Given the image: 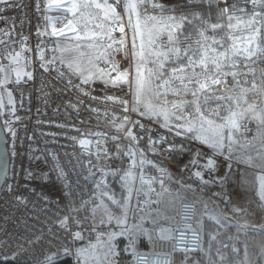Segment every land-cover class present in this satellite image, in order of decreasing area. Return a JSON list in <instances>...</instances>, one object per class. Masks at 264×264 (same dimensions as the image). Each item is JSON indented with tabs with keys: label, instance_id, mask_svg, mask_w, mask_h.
Segmentation results:
<instances>
[{
	"label": "built area",
	"instance_id": "2783aa9c",
	"mask_svg": "<svg viewBox=\"0 0 264 264\" xmlns=\"http://www.w3.org/2000/svg\"><path fill=\"white\" fill-rule=\"evenodd\" d=\"M107 2L120 15L125 30L112 32V46L98 60V67L114 77L128 72L131 85L85 83L52 57L56 39L46 31L47 0L0 3V63L19 53L30 71L27 82L12 87L13 120L3 124L10 168L0 190V264H46L62 258L83 264L84 250L132 229L140 230L148 247L137 251L131 264H200L193 256L203 253L205 241L201 206L185 193L186 183L201 186L224 209L244 208L243 222L249 227L264 225V205L257 202L255 186L244 174L257 170L236 162L227 152L198 144L168 121H153L136 112L129 22L133 18L127 17L125 0ZM198 2L144 0L140 14L154 15ZM214 7L220 12L229 9L235 21L250 19L253 12L264 13L252 0H215ZM222 17L228 21L227 15ZM256 21L264 29V19L257 16ZM226 46L230 48L229 41ZM248 68L255 69L260 85L264 60L249 62L241 70ZM250 74L237 77L243 87ZM226 79L227 84L205 93L228 91L234 81L231 76ZM258 90L264 107V90ZM241 123V136L251 146L260 126L252 119ZM188 150L193 151L192 158L179 178L161 164L140 163L150 154L167 160ZM128 173L134 174V183L125 212L109 179ZM169 198L178 199L174 217L155 221ZM100 204L109 214L106 222L101 221L102 212L96 213Z\"/></svg>",
	"mask_w": 264,
	"mask_h": 264
},
{
	"label": "rangeland",
	"instance_id": "374dc122",
	"mask_svg": "<svg viewBox=\"0 0 264 264\" xmlns=\"http://www.w3.org/2000/svg\"><path fill=\"white\" fill-rule=\"evenodd\" d=\"M199 2L194 6L209 5L210 7L212 0H199ZM71 3H77L80 7H78L75 12L69 11L68 8ZM96 3L103 5L104 0H61L60 6L56 5V0H47L48 22L46 31L52 34L53 26L57 29H65L64 35H54L56 47L51 55L53 58L63 61L75 75L83 80H85V77L91 76V79H89L91 82H101L113 86L121 85L124 84V82L114 84L110 82L109 75L101 76L100 70L102 69L98 67L97 63L102 57V54L109 48L108 45L111 44L109 35L111 36L112 32L119 29L120 21L113 22L111 15L106 17L104 8H97L95 6ZM125 5H127V0H125ZM142 6L143 3L139 4L136 11H130L126 6L127 17L133 18L130 28L135 61L134 81L136 68L139 66L142 71L147 72V70L151 69L153 72L158 73L161 79L156 80L154 78V85L161 84L164 80H167L168 75L166 73V68H164L165 66L160 68V64L174 54L170 51L172 47H180L179 36L183 21L180 19L179 13H176V10H163L154 15L140 16V32L143 33L144 42V58L143 62H141L140 57L137 55V53L141 51V35L140 32L134 28V25L137 21L136 12H140ZM184 9L185 8L182 10ZM153 17H155V20L151 19ZM169 17H174L175 20H170ZM221 18V22L219 23L220 27L214 29L217 32V38L214 39L219 41L220 44L218 47H215L216 44H212V39H208L206 42L207 45H211V47L216 48L217 51L222 52L227 49L225 47L227 41H229L230 47L234 40L239 47H243L241 38L254 35L255 40L251 46L254 48L255 45L259 43L264 47V29L260 27L259 23L256 22V24L252 26L260 29L259 34H254L252 28L247 25L249 19L238 23V21L235 20H231V22L228 20L225 22L223 17ZM68 21H71L72 25H74V31L65 28ZM229 23H231L233 27L229 28ZM109 29L113 30L109 32ZM225 30L226 34L224 33ZM150 31L151 43H149ZM78 36L79 39L77 38ZM170 36L172 37L171 39ZM204 37L211 38L210 36ZM204 37H201V44H205ZM134 38L135 44L133 43ZM171 42H175L177 45ZM189 45L190 44L186 43V40L183 39V41H181L183 49L188 48ZM13 56L7 57L0 63V69H2L0 70V115L5 118L6 123H12L13 120L12 87L17 83L27 82L30 76L25 75L26 73L30 74L25 60L19 55L16 57L17 62H14L12 59ZM240 60L243 61V56L237 57L238 63ZM259 60H264V57L255 59V61ZM185 62L186 58L183 64H185ZM175 67L179 66L177 65ZM173 68H171V70ZM171 70L169 71L170 73ZM16 71H20L21 73L19 79L16 76ZM103 71L109 73L108 71ZM111 78L114 79V76L111 75ZM252 80H255L257 83L256 76L250 74L248 84L244 88L250 89V82ZM188 87L189 89H193L196 86L189 85ZM197 95L200 97L198 103L205 118L204 120H201L200 115L196 112V107L192 104L195 98L191 95V91L186 92L181 90L180 94L176 95L171 90H166L165 88L156 89L154 87L151 92L143 97V102H137L134 87V107L136 112L147 119L153 121H168L169 125L175 131L182 133L198 144L227 152L236 162L251 165V167H253L251 163L246 162L248 157H252L253 162L255 159H258L260 163V157L264 155V126L259 125L258 121L252 119L250 113L247 114L246 119H252L260 126V131L251 146L244 142L239 130L233 133L229 127L220 129L224 136L223 146L221 148H214L210 143H204L203 140L199 138L202 135L210 138L214 137L215 133L213 130L219 125L227 124V118L230 116L231 111H244L248 109L250 105L254 106L257 113L264 110L259 90L248 91L246 94L247 103L241 100L239 107L236 106V102L233 100L217 99V97L241 95L238 88L235 92L198 93ZM205 95L210 97L206 102L203 98ZM173 104H178L179 107H173ZM146 105L153 106V111H149ZM165 113L167 114V120L165 119ZM208 120H211L213 123L209 125L207 123ZM189 121H191L194 129L192 132L187 131ZM180 125H184V127H180ZM201 125H203V128H201ZM154 157L158 156L150 154V157L147 159L144 158V164H161L172 176H174L164 164L156 161ZM259 168L262 169L261 167ZM249 172L252 171L248 170L246 173ZM114 177L118 178L122 186L123 193H118V195L125 204L124 208L126 212V202L133 188L134 174L131 173L130 177L126 174H119ZM184 191L186 194H189L187 196H191L197 200L201 206L200 217L202 218V228H210L212 226L211 228L215 231V234L211 233L208 237V249L210 250L208 252H210V255L206 256L207 253L204 251V255L200 257L199 260L201 264H252V259L248 258L245 260V258H243V250H246L244 248L248 243L258 249L257 253H264V238H253L256 234V232H254L255 230L251 229L243 222L242 215L246 212L244 208L238 211H234L233 207H230L231 209H224L220 203L208 196L204 189L198 185L186 183L184 184ZM187 196L186 198H188ZM177 201L178 199L174 198L166 199L164 209L154 220L157 221L165 217L172 218L175 214ZM249 202L250 201L247 202L248 206ZM96 213L102 214L100 217L102 222H106L109 218V214L103 204H100ZM213 216L219 218L220 222L217 223L216 219L212 221ZM256 220L259 222L258 218H256ZM204 232L206 233V229ZM142 236L140 230L136 229H132L128 233L112 235L106 241L99 242L91 248L84 250L82 254L85 259L83 264H131L137 252L136 245L139 239L143 238ZM259 241L261 242L259 243ZM195 259H198V257L195 256Z\"/></svg>",
	"mask_w": 264,
	"mask_h": 264
},
{
	"label": "snow or ice",
	"instance_id": "6c2138e0",
	"mask_svg": "<svg viewBox=\"0 0 264 264\" xmlns=\"http://www.w3.org/2000/svg\"><path fill=\"white\" fill-rule=\"evenodd\" d=\"M7 0H0V3H6ZM115 2H119V0H115ZM61 0H56V5L60 6ZM144 3V0H127V8L130 11H136L139 4ZM253 5L259 4L262 8H264V0H252ZM97 8H104L105 15L108 17L111 15V18L113 19V22H119L121 17L116 12V9L112 7L111 4H108L107 0H104V4L96 3L95 5ZM80 7L77 3H71L68 10L75 12V10ZM154 7H162L154 5ZM234 7V6H233ZM223 15H227L228 20L231 22L233 19V16L230 14L229 9L225 8L221 10ZM137 15V21L134 25V28L140 32V12H136ZM261 16L262 19H264V13H256L253 12L251 18L249 21H247V25L252 28V32L254 34H259L260 29L252 27L256 24V17ZM155 20V17L151 18ZM170 20H175L174 17H169ZM186 19V18H182ZM131 23V20H129ZM238 23L240 21L238 20ZM178 27V25H177ZM213 29H216L220 27V25L213 24L211 25ZM228 27L231 28L233 25L231 23L228 24ZM65 28H67L70 31H74L75 27L72 25L71 21H68V23L65 25ZM113 29H109V32H111ZM124 26L123 24H119V31L121 33L124 32ZM65 29H57L55 26L52 28V35H64ZM141 35V51L137 53V55L140 57L141 62H143L144 58V42H143V33L140 32ZM201 37H204V33H200ZM79 39V36L77 37ZM172 37L170 36V39ZM109 39H112V37L109 35ZM208 39H212V44L219 45L220 42L216 41L214 38H208L204 37L205 44H201V41H197V45L199 46L196 50H192V54L189 55V51L191 50V46L189 45L188 48H185L181 50L179 47H172L170 51L176 55V58L179 59L181 56L185 57L187 59V63L184 65H181L179 67H175L171 70V76L169 80H164L161 84H155L154 85V78L156 80L161 79V76L158 73L153 72L151 69L147 70V72L142 71L141 67L136 68V76L134 81V87H135V96L137 99V102H143V97L151 92L153 88L156 89L165 88L166 90L173 91L174 94L179 95L180 91H191V95L195 98L192 101V104L196 107L197 114L200 115L201 120H204L203 113L201 111V108L199 106V99L200 97L197 95L198 93H205L206 91H211L214 89V86H221L227 84V77L231 76L234 85L233 87L229 88L228 91L235 92L238 88L241 95H233V96H227V97H217V99H228L233 100L236 102V106H240V101L243 100L245 103H247L246 94L250 90H256L260 88L261 90H264V70L261 72L262 80L261 84L258 85L255 80H252L251 88H244L241 84L240 80L237 79V77H243L247 76L249 73H251L253 76L255 75V69L248 68L247 72L242 71V68H247L248 63H254L255 59H260L264 57V47H262L259 43L255 45L253 48L251 45L253 44L255 40V36H249L241 38L243 42V47H239L235 40L233 41L231 47L229 49H225L224 51L220 52L217 51L216 48L211 47V45H207L206 42ZM123 43V41H120ZM151 31L149 32V43H151ZM133 43L135 44V38L133 39ZM112 45L109 44L108 47L110 48ZM103 55V54H102ZM19 56V53L16 54V56H13L12 59L14 62L16 61V57ZM243 56V61L237 62V57ZM167 58V57H166ZM255 58V59H254ZM223 61V62H222ZM155 63V61H154ZM160 68H163V64H160ZM199 68V71L196 69ZM225 68L230 69L229 71H225ZM2 70V69H0ZM116 70V65L113 64V71ZM30 75V74H25ZM100 75H109L110 82L111 83H119L124 82L128 84H132V81L129 79L130 74L128 72H120L118 73L114 79L111 78L110 73H105L103 70H100ZM16 76L19 79L21 76L20 71H16ZM91 79V76L85 77L84 82L87 83ZM245 83H248L246 80ZM196 85L195 88L189 89V85ZM175 85V86H173ZM205 102L210 98L209 96L205 95L204 97ZM111 99V98H110ZM121 103H127L126 101H121ZM149 111H153V106L146 105ZM173 107H179L178 104H173ZM250 113L252 119H255L258 121L259 125L264 126V110H262L260 113H257L255 111L254 106L250 105L248 109L240 112L231 111L230 116L227 118V124L225 125H219L216 129H214V137L210 138L208 136H200L199 138L203 140L204 143H210L212 147L214 148H221L223 146V133L220 131V129L224 127H229L233 133L238 131L243 125L241 121L245 120L247 118V114ZM126 119V118H125ZM165 119L167 120V114L165 113ZM179 119V117H178ZM207 123L211 125L213 122L211 120H208ZM123 125H121L122 127ZM167 126V124L165 125ZM180 127H184V125H180ZM201 128H203V125H201ZM193 126L191 124V121L188 122L187 131L192 132ZM179 134V133H178ZM131 135V133H129ZM82 144L86 143V141H81ZM247 163H253V158L248 157ZM135 161H133V165H135ZM141 164L144 163V161H140ZM211 166V162L210 165ZM255 166V165H254ZM259 167L264 169V155H261L260 157V164ZM128 177L131 176V173L126 174ZM199 175V173H197ZM259 187H260V197L262 200H264V175H261L259 177ZM162 183V182H161ZM99 187V185H97ZM215 218V217H214ZM216 222L219 223V218H215ZM189 231H195V230H189Z\"/></svg>",
	"mask_w": 264,
	"mask_h": 264
},
{
	"label": "trees",
	"instance_id": "16d2710c",
	"mask_svg": "<svg viewBox=\"0 0 264 264\" xmlns=\"http://www.w3.org/2000/svg\"><path fill=\"white\" fill-rule=\"evenodd\" d=\"M214 1L210 3L211 6L209 5H199V6H190L189 7H184L185 9L182 10L183 8H177L174 9L176 10V13H179L180 19L183 21V25L180 29V40L183 41L186 40V43L190 44L191 50L189 51V54H192V50H196L199 46L197 45V41H201V36L200 33L203 32L204 36H210L211 38H217V32L214 30L211 25L217 24L221 22V12L214 7ZM186 18V19H182ZM226 45V44H225ZM196 47V48H195ZM215 47H218V45H215ZM183 59L181 60L182 62L185 61V57H182ZM187 63V59L185 64ZM178 64L174 65H169L165 66L166 68V73L169 75V71L171 68L175 67ZM3 124L6 122L5 118L1 116ZM193 151L188 150L186 152L180 151L175 153L172 157H170L167 160H161L158 157H154L156 161H159V163L164 164L174 175V177L179 178L180 175V169L181 167L188 162L191 157H192ZM109 184L111 188L115 189L116 192L123 193L122 186L118 180L117 177H111L109 179ZM147 245L144 242V239L140 238L138 244L136 245L137 251L139 250H145L147 249ZM1 264H13L11 262H3ZM47 264H72L71 259L69 258H62L59 260H56L51 263Z\"/></svg>",
	"mask_w": 264,
	"mask_h": 264
},
{
	"label": "crops",
	"instance_id": "0c3cea01",
	"mask_svg": "<svg viewBox=\"0 0 264 264\" xmlns=\"http://www.w3.org/2000/svg\"><path fill=\"white\" fill-rule=\"evenodd\" d=\"M143 5H144V3H143ZM143 7V6H142ZM142 9V8H141ZM141 12V11H140ZM140 16H142V15H140ZM144 16V15H143ZM179 42H180V49L181 50H183V46H181V40H180V37H179ZM172 44H175V45H177L175 42H171ZM226 44V43H225ZM225 47L227 48V46L225 45ZM170 55V54H169ZM168 57V56H167ZM183 56H181L179 59H177L176 58V55L175 54H173L172 56H169L168 58H167V60L164 62H162V64H163V66H169V65H174V64H178V66H181V65H184L183 64V62L181 61L183 58H182ZM241 61V60H240ZM239 61V62H240ZM260 61V60H259ZM223 62V61H222ZM256 62V61H255ZM177 66V65H176ZM168 78H169V75H168ZM168 78H167V80H168ZM252 164V166H253V168L255 169V170H257V171H252V172H249V173H246V181L249 183V182H251V183H253L254 184V186H255V191H256V200H257V202L258 203H261V204H263L264 205V200H262L261 199V197H260V187H259V184H260V182H259V177L261 176V175H264V169L262 170V169H260L259 168V161H258V159H255L254 160V162L253 163H251ZM255 165V166H254ZM251 166V165H250ZM202 216H203V213H202ZM174 217V216H173ZM215 220V218H214V216L212 217V221H214ZM246 224V223H245ZM213 225V224H212ZM247 225V224H246ZM248 227H249V225H247ZM212 227V226H211ZM210 227V228H211ZM210 228H202V230H203V233H204V236H205V241H204V247H203V253L200 255V256H198V259H195V256H193V259L194 260H197V261H199L200 260V257H202L203 255H204V251H206V253H207V255L206 256H209L210 255V252H208V251H210L209 249H208V237H209V235L211 234V233H214L215 234V231H214V229H210ZM251 228V227H250ZM205 229H206V233L204 232L205 231ZM251 229H253V228H251ZM253 230H255L254 232H256V234H255V236L253 237V238H264V225H263V227L262 228H259V229H253ZM261 241H259V243H260ZM205 244H206V246H205ZM257 248H259L258 246H256ZM244 249H246V250H243V258H245V260L246 259H248V258H250V259H252L253 260V262H252V264H264V253L263 252H259V253H257V250L258 249H256L252 244H250V243H248L246 246H245V248ZM200 262V261H199ZM204 262V261H203ZM251 262V261H250ZM261 262V263H260ZM200 264H201V262H200ZM204 264V263H203Z\"/></svg>",
	"mask_w": 264,
	"mask_h": 264
},
{
	"label": "water",
	"instance_id": "95a60500",
	"mask_svg": "<svg viewBox=\"0 0 264 264\" xmlns=\"http://www.w3.org/2000/svg\"><path fill=\"white\" fill-rule=\"evenodd\" d=\"M10 168V157L8 153V138L3 127L0 115V190L2 189Z\"/></svg>",
	"mask_w": 264,
	"mask_h": 264
}]
</instances>
